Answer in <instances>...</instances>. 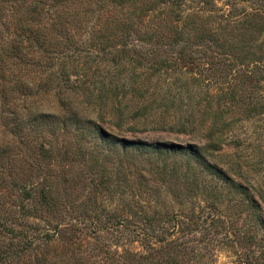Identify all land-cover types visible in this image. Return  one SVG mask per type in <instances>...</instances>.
<instances>
[{
    "label": "trees",
    "instance_id": "16d2710c",
    "mask_svg": "<svg viewBox=\"0 0 264 264\" xmlns=\"http://www.w3.org/2000/svg\"><path fill=\"white\" fill-rule=\"evenodd\" d=\"M231 1L232 9L224 14L215 11L213 0H0V135L9 131L15 139L25 131L39 138L31 148L20 137L18 144L29 149L24 161L43 173L44 161L56 166L59 160L64 180L73 169L96 175L90 178L95 196H113L125 186L152 202L154 180L174 181L186 189L183 196L201 193L207 204L197 215L143 218L148 249L154 237L201 227L223 230L231 246L241 250L258 237L264 241L260 202L218 162L228 157L232 169L235 162L225 150L242 147L230 138L234 109L247 118L264 115V97L251 95L240 105L236 99L244 87L256 91L264 83V0H244L250 6L241 9ZM207 13L217 27L215 21L213 27L200 23ZM184 73L195 75L193 87L205 84L206 100L181 111L162 91L170 89L169 78ZM49 96L61 117L38 110ZM13 98L21 102L14 109ZM102 123L118 133L198 135L202 142L151 145L123 139ZM10 145L0 148V195L18 192L24 201L17 206L18 216L41 223L16 230L8 226L10 211L0 208L5 240L0 264H48L46 254L56 242L65 243L73 225L40 218L39 212H51L55 205L56 173L41 174L31 188L7 180L17 159L13 153L11 161L5 160ZM114 219L108 224L119 238L131 233L124 221ZM237 263L259 264L240 256Z\"/></svg>",
    "mask_w": 264,
    "mask_h": 264
},
{
    "label": "rangeland",
    "instance_id": "374dc122",
    "mask_svg": "<svg viewBox=\"0 0 264 264\" xmlns=\"http://www.w3.org/2000/svg\"><path fill=\"white\" fill-rule=\"evenodd\" d=\"M231 2V0H213L212 7L215 8V11L227 14L232 9ZM244 2V0L233 1L237 9L250 6ZM212 17L213 15H208V13L204 14L200 18V23H204L206 27H213L214 23L210 25L211 21H215ZM214 26L217 27L216 21ZM194 78L196 77L192 73L174 75L167 81L170 89L168 86L163 88L162 92L169 94L170 101L181 111L182 109L186 110L189 105L206 100L205 84H202L200 89L193 87ZM236 94V99L238 101L243 99L245 104L252 100L251 95L264 97V83L258 86L256 91L251 87H244ZM12 102H16L10 105L12 109L21 103L16 98H13ZM38 110L52 114L54 117L63 115L53 96L47 97ZM234 110L237 112L233 115L236 122L233 123L230 138L239 140L242 147L238 151L225 150V153L232 154V159L235 162L232 169H229L226 164L230 158L223 156L218 159V162H220V167L226 168L235 181L252 193L255 199L260 202L264 212V203L260 199L262 196L264 200V115H253L247 118L240 109ZM100 125L106 131L119 135L123 139L142 140L151 145L185 146L187 144L198 145L202 142L198 135L184 136L153 131L118 133L109 124L102 123ZM24 132L20 133V137L24 138L23 140L29 147L36 146L39 138L33 135L26 136ZM20 137L17 136L13 139L14 137H11L9 131L0 135V148L6 142L11 144L5 160L11 161L13 153L17 157L11 166L12 172L10 171L11 174L7 180L11 181V184L17 183L18 186L31 188L42 179L41 174L46 176L48 172L52 173L51 171L56 173L54 183L58 189L56 188L57 195H55L53 210L51 212L41 211L39 213H42V217L38 215L37 217L42 218L43 222L52 221L62 225L66 223L73 225L71 230L66 233L65 243L56 242L51 253L46 254L48 264H238V256L258 260L259 264H264V241H261L260 237L252 243V246L247 245L246 249L241 250L231 246L221 229H216L217 231L212 229L211 232L201 227L197 230L191 229L183 234L174 230V233H169L165 238L160 236L147 241V244L150 242L152 247V249H148L145 247L143 231L141 232L144 227L143 218L164 217L166 213L187 217L192 211L197 215L205 210L207 204L202 199L201 193L197 192L198 195L192 196L193 192L189 197L183 196V192L187 193L186 189L181 190L173 183L174 181L170 180L168 184L162 185L154 180L150 183V187L154 191L152 202L144 195L135 197L124 185L123 188L116 191V195L112 196L110 193L104 192L103 194L96 193L95 196V191L90 184V178L93 175L89 172L73 169L70 170L72 174L69 175V178L64 180L65 174L60 172V168L64 167L62 165L60 167L58 160L56 166L44 161L41 164L44 167L43 173H38L35 169L36 166H32L31 162L24 161V156L29 154V149L18 144ZM73 140H70L69 144ZM36 159L37 157L34 160ZM236 162L240 168L236 166ZM78 163L80 166L84 165L82 159H79ZM121 191L123 194L120 193ZM17 195L10 194L9 190L0 195V208H7L10 211L11 223L9 222L8 226L16 230H23L25 224L33 227V225L41 223L32 218L22 219L18 216L17 213L20 211H16L17 206L24 201L19 197L18 192ZM225 204L221 205L220 203V209L227 210ZM13 205L15 206L12 208ZM113 217L116 219L111 222L121 220L124 221V225L129 226L131 233L122 234L123 239L118 237L119 232H115L116 230L109 227L108 222ZM83 223L87 224L86 227H83ZM170 230L172 232V229ZM216 232L218 234H215ZM170 234L172 235L170 236ZM158 238L163 242L157 241ZM171 240H173L172 243L163 247L167 244L166 242ZM3 242H5L4 237L0 235V244Z\"/></svg>",
    "mask_w": 264,
    "mask_h": 264
}]
</instances>
